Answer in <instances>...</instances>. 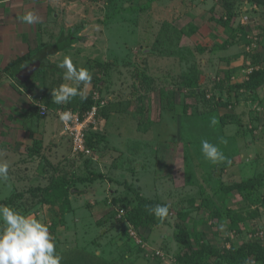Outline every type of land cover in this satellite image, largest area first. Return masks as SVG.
Segmentation results:
<instances>
[{"label":"rangeland","instance_id":"374dc122","mask_svg":"<svg viewBox=\"0 0 264 264\" xmlns=\"http://www.w3.org/2000/svg\"><path fill=\"white\" fill-rule=\"evenodd\" d=\"M45 1L0 0V159L10 165L7 184L0 183V204L47 223L59 254L85 249L110 263L124 264V257L125 264H174L180 212L188 214L186 223L204 241L219 249L244 241L264 244V89L260 106L245 91L228 95L213 88L226 72L233 82L244 81L264 64V10L250 0H234L230 12L215 0ZM26 10L35 11L42 22L21 23L19 16ZM212 17L229 18L230 25L224 28ZM241 27H247L246 36ZM60 34L73 40L50 57L57 71L37 72L26 87L15 81L11 67L34 46L57 44ZM225 42L233 46L219 49ZM65 55L91 72V83L81 89L86 96L96 93L109 112L92 129L104 134V141L84 156L90 157L94 175L101 176L71 189L68 205L46 202L42 191L51 176L65 170L78 171L80 166L88 173L83 165L87 160L66 165L71 142L59 118H52L65 104L52 103L51 90L72 84L57 67ZM225 58L232 64L223 63ZM194 64L199 91L182 80ZM169 89L186 96L187 111L181 106L169 109L161 100ZM192 90L195 97L189 96ZM212 99L230 102L228 110L240 124L222 127V110L211 112ZM37 104L50 110L47 122L33 115L31 108ZM202 139L216 144L231 163L207 160ZM34 140L42 148L31 156ZM54 143L61 150L49 165L44 158L52 156L47 150L53 151ZM255 179L260 182L251 195L219 190L221 183ZM125 184L167 205L168 224L138 235L121 221L120 206L135 203ZM240 220L253 227H233Z\"/></svg>","mask_w":264,"mask_h":264},{"label":"trees","instance_id":"16d2710c","mask_svg":"<svg viewBox=\"0 0 264 264\" xmlns=\"http://www.w3.org/2000/svg\"><path fill=\"white\" fill-rule=\"evenodd\" d=\"M250 2L252 4H256V6L259 7V9L264 10V0H250ZM231 3H229L228 0H215V5L216 6L218 5L219 7L223 8V10H226V12H230L231 10H233L235 4L234 0H231ZM215 5L211 9L212 12L214 10ZM212 18L216 20L217 24L221 25L224 28L230 25L231 19L229 18L227 20H224L223 17L217 19L214 17ZM246 28L247 27H241L240 29V32H242L244 36L248 34ZM68 38H70V36L69 37L60 36L57 44L55 45L40 44L37 47L32 48L30 50V53H28L26 56H23L21 59H19V62H17L15 65L11 67V71L12 68L15 66L26 65L28 63L34 64L36 62H39L40 66L39 69L35 71L32 78L35 76L37 72H41L42 74L46 70H49L51 72L57 71L56 67L49 62L48 57L58 53L60 50L59 48H56V46L58 44H61L60 42ZM232 46H233L232 42H225L224 45L221 46L219 49L224 50ZM200 51L203 52L204 49L200 48ZM223 63H226L228 66L232 64V61L230 58H225V60H223ZM261 66L262 67L258 70L254 68L252 72L247 76V79L244 81L233 82L232 77H230V73L226 72L221 79L215 80L213 82V88L219 93H226L228 95H231L232 93L235 94L236 92L239 91H245L249 96H252L255 98V100H258V105L261 106L263 102L262 101L263 98L259 96L264 89V64ZM198 73L199 72H197V68L194 64L189 69L188 74L182 77L184 84L189 88H193L196 86L198 87L197 85ZM13 78L15 79V81H18L16 80L14 75ZM197 87L196 90L199 91ZM197 91L195 92L194 90H192L189 96L195 97ZM177 95H178V99H176ZM86 97H87L86 100H81L79 97L77 103L72 106H68L65 104L62 107H68V108L74 107L73 109H75L77 108V106H79L82 112L89 110L93 106L94 101L92 100L91 94ZM160 98L165 104L169 105L168 106L169 109H174L176 106H181L183 107L182 110L187 111L188 107L186 104V96L184 94H181L176 89H169L165 93V95L161 94ZM210 102L211 103L209 104V107L211 109V112L212 111L219 112V110H222V113L220 115V124L222 127L240 124V120H238L235 114L231 112L232 110L230 112L228 110V108H230V102H223L221 99H218L216 101L215 99H212ZM105 107L103 106L99 110L97 119L99 116L105 118L108 116L109 112L105 109ZM37 109L35 108L34 110V108H31L33 113L36 112L38 114L37 116L38 118H43L39 115V111ZM104 139L105 136L101 132H92V130H89L86 135L87 147L91 148V150H95L96 142H102L104 141ZM33 143L34 144L30 151L31 156L35 154L36 155L39 154L42 148V144L38 142V140H34ZM44 159H46L47 163L50 165V163L48 162L49 159L48 158H44ZM71 159L72 161H70V163L72 166L75 163L80 162V160L81 161L87 160L86 162H84L83 165H85V167L87 168L88 173H83L84 172L83 170L80 171V166H79L78 171L67 172L65 170L64 172H61V174L51 176V180L49 181V184L46 186L45 189H42L43 193L45 194L44 198L46 202L48 201L49 203L54 204L56 202L58 203L63 201L65 203L67 202L68 205L69 204L68 198L71 189L73 190L77 189L78 184L94 183V179L101 176L99 173L96 176L94 175L95 172L91 171V168L89 166L91 162V160H89L90 157H84L82 155L73 156L71 153ZM258 182L260 181L255 179V180H248L242 183H234L229 185L225 183H221L219 190L223 191L225 194L232 191H239L251 195L252 192L254 191L256 183ZM117 184L119 185V183ZM123 186H126V188L134 195L135 203L132 206L122 204L120 206V209L118 210L120 212L118 213L121 214L120 220L126 222L129 227H132L133 230L136 232V234L141 235L143 232L147 230L168 224V220H167L168 217L163 221H160L158 218L154 217L149 213L147 206L157 205L158 202L156 200L145 198L139 192V190L131 187L130 185L125 184ZM13 201L14 200H9L8 202H13ZM205 209L208 210L207 208ZM209 213L214 221L221 222L219 219H217L216 213L213 212L212 213L209 212ZM180 214L178 212V215H180L178 217H181V219H179V222L175 224L177 229V234L175 239L178 244V248L174 254V264H249L251 262L264 264V244L261 243L260 241L258 240L244 241L239 245H232L230 246V248L219 249L214 245H212L210 242L207 243L206 241H204L203 236H201V233H198L194 229V226L191 227L187 224L188 222L186 223V220L188 219L187 213L180 212ZM233 222H234L233 227H238L241 224L243 225V228H245V230H249L253 227L250 224L246 226L242 220L238 222L236 221ZM95 242L96 241H94V243ZM60 255L63 257L61 264H116V263L119 264L120 263V262L110 263L105 256L103 257L100 254L98 255V253L92 254L91 252H88L85 249H80V250L76 249ZM125 261L126 259L123 257L122 263L125 264Z\"/></svg>","mask_w":264,"mask_h":264},{"label":"clouds","instance_id":"9594fccd","mask_svg":"<svg viewBox=\"0 0 264 264\" xmlns=\"http://www.w3.org/2000/svg\"><path fill=\"white\" fill-rule=\"evenodd\" d=\"M21 23L29 26L39 24L42 18L32 10H26L19 16ZM22 66V65H19ZM63 69V80L72 84L61 83L51 90L52 100L57 105L70 103L77 96L81 100L87 97L81 89L92 81L91 72L73 63L72 57L65 55L57 65ZM74 114L68 111L58 112L59 120L66 126L73 120ZM214 125L216 121L213 119ZM201 151L204 157L212 163H231L220 148L207 139L201 140ZM9 162L0 159V183L7 184L9 180ZM11 187V185H8ZM151 215L160 221L169 215V207L163 204L147 206ZM225 225H220L224 231ZM63 257L57 252L55 241L50 234L49 226L42 220L23 214L10 206L0 204V264H61Z\"/></svg>","mask_w":264,"mask_h":264},{"label":"built area","instance_id":"2783aa9c","mask_svg":"<svg viewBox=\"0 0 264 264\" xmlns=\"http://www.w3.org/2000/svg\"><path fill=\"white\" fill-rule=\"evenodd\" d=\"M92 100L94 101L93 106L84 112L81 111L80 107L77 108H68L61 107L56 111V116L58 117V112L70 110L74 116L73 120L69 122V126H66L62 123L64 127V133L68 135L71 142V153L76 156H87L90 154V150L86 144V135L89 130H92L94 127L98 126L97 116L99 110L104 106L102 102L96 97V93L92 95ZM39 108V115L41 117H47L49 110L46 106L42 104H37ZM97 128V127H96Z\"/></svg>","mask_w":264,"mask_h":264},{"label":"crops","instance_id":"0c3cea01","mask_svg":"<svg viewBox=\"0 0 264 264\" xmlns=\"http://www.w3.org/2000/svg\"><path fill=\"white\" fill-rule=\"evenodd\" d=\"M40 2H43V3H48L47 1H45V0H39ZM45 11H47V10H45ZM39 14H42L41 16H43V17H46V16H44L45 14H46V12H43V10H40V12H39ZM59 36H62V34H60ZM59 39V38H58ZM72 40H73V38H72V36H70V38H68V39H66V40H64V41H62V42H60L61 44H58L57 46H56V48H59V50L61 51V48H62V50H63V48L65 47V46H68V45H66V44H70L71 42H72ZM49 45H55V44H49ZM35 47H37V46H34L33 48H35ZM61 47V48H60ZM59 51V52H60ZM58 52V53H59ZM57 54V53H56ZM56 54H54V55H56ZM51 56H53V55H51ZM51 56H49L48 57V60H49V62L52 64V62L50 61V57ZM52 58V57H51ZM32 79V78H31ZM30 79V80H31ZM30 80L27 82V83H29L30 82ZM26 83V84H27ZM25 85V84H24ZM26 87V86H25ZM52 103H54V102H52ZM49 110V109H48ZM49 114H50V110H49ZM49 114H48V116H49ZM33 115H34V113H33ZM109 115V114H108ZM47 116V117H48ZM47 117L46 118H39V120H45L46 119V122H47ZM33 118H34V116H33ZM52 118H55L56 120H58L57 119V117H56V115L54 114V112H53V116H52ZM100 118V116L98 117V119ZM100 119H103L104 120V117H101ZM108 119V118H107ZM31 120H32V118H31ZM52 119H49L48 120V122H50V124H52ZM98 123V122H97ZM101 123V122H100ZM103 124V123H102ZM102 124H100V125H102ZM98 126H99V124H97ZM47 127V126H46ZM101 127V126H100ZM99 127V128H100ZM49 127H47V129H48ZM53 128V127H52ZM47 131V130H46ZM64 134L61 132V134H60V136H63ZM55 144V143H54ZM69 144H70V142H69ZM70 146V150H71V145H69ZM53 148V151L52 150H47L48 151V153L49 152H52L51 153V157L50 158H48L49 160H52V159H56L57 157V154H59V150H61L60 149V147L58 146V144L56 143L55 144V146L54 147H52ZM52 148H50V149H52ZM69 150V149H68ZM62 152V151H61ZM50 154V153H49ZM68 155H70V151L68 152ZM60 157H61V154H60ZM60 157H58V159L60 158ZM69 157V158H68ZM67 158H65L66 159V165H71L70 164V161H72V159H71V157L70 156H68ZM54 161V160H53Z\"/></svg>","mask_w":264,"mask_h":264},{"label":"water","instance_id":"95a60500","mask_svg":"<svg viewBox=\"0 0 264 264\" xmlns=\"http://www.w3.org/2000/svg\"><path fill=\"white\" fill-rule=\"evenodd\" d=\"M39 66V62L34 64L28 63L26 65L13 67L12 72L18 82L26 84L32 78L35 71L39 69Z\"/></svg>","mask_w":264,"mask_h":264}]
</instances>
